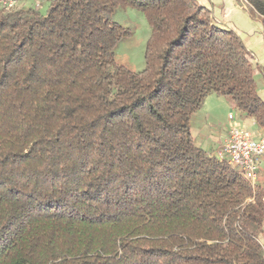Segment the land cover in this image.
I'll list each match as a JSON object with an SVG mask.
<instances>
[{
	"label": "trees",
	"instance_id": "1",
	"mask_svg": "<svg viewBox=\"0 0 264 264\" xmlns=\"http://www.w3.org/2000/svg\"><path fill=\"white\" fill-rule=\"evenodd\" d=\"M41 1L0 10V264H264L263 182L192 133L211 94L264 128L241 37L197 0ZM127 6L142 71L117 60Z\"/></svg>",
	"mask_w": 264,
	"mask_h": 264
},
{
	"label": "crops",
	"instance_id": "2",
	"mask_svg": "<svg viewBox=\"0 0 264 264\" xmlns=\"http://www.w3.org/2000/svg\"><path fill=\"white\" fill-rule=\"evenodd\" d=\"M18 1V0H17ZM201 5L212 11L215 22L221 27L235 31L242 39L253 56V66L256 69L255 78L259 92L264 100V18L252 13L243 0H197ZM227 109L226 121L222 122L220 112ZM229 100L216 94L209 95L203 107L194 114L192 133L197 145L216 155L226 141L230 120L229 115L235 114ZM249 128L264 134V128L245 117L237 118ZM264 176V156L259 171V180ZM264 244V230L260 236Z\"/></svg>",
	"mask_w": 264,
	"mask_h": 264
},
{
	"label": "built area",
	"instance_id": "3",
	"mask_svg": "<svg viewBox=\"0 0 264 264\" xmlns=\"http://www.w3.org/2000/svg\"><path fill=\"white\" fill-rule=\"evenodd\" d=\"M248 5L247 0H243ZM17 0H0V10L12 9ZM229 134L218 150L217 157L240 169L243 176L253 184L259 178L264 156V134L241 123L234 114L229 115Z\"/></svg>",
	"mask_w": 264,
	"mask_h": 264
},
{
	"label": "rangeland",
	"instance_id": "4",
	"mask_svg": "<svg viewBox=\"0 0 264 264\" xmlns=\"http://www.w3.org/2000/svg\"><path fill=\"white\" fill-rule=\"evenodd\" d=\"M38 5L41 7L42 12H46L48 2H42L41 0H18L16 7ZM114 18L123 26L131 28L133 32L130 37L119 44L116 52L117 60L134 71H142L146 67V46L151 35V26L146 15L132 6H127L119 7ZM220 114L222 122L226 121L227 109H224V112H220ZM235 114L237 118H241L238 112H235ZM246 126L248 127V125ZM261 181L264 184L263 175Z\"/></svg>",
	"mask_w": 264,
	"mask_h": 264
}]
</instances>
